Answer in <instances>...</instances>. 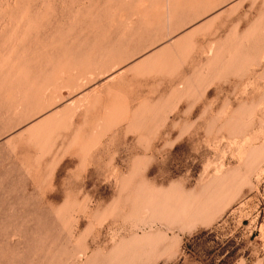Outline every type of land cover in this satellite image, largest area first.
I'll return each mask as SVG.
<instances>
[{"label":"rangeland","instance_id":"rangeland-1","mask_svg":"<svg viewBox=\"0 0 264 264\" xmlns=\"http://www.w3.org/2000/svg\"><path fill=\"white\" fill-rule=\"evenodd\" d=\"M0 264H264V0H0Z\"/></svg>","mask_w":264,"mask_h":264}]
</instances>
